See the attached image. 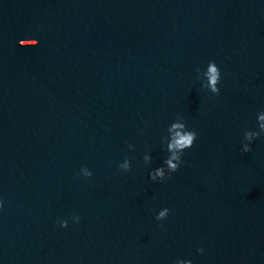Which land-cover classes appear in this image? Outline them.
Instances as JSON below:
<instances>
[{
	"label": "water",
	"instance_id": "95a60500",
	"mask_svg": "<svg viewBox=\"0 0 264 264\" xmlns=\"http://www.w3.org/2000/svg\"><path fill=\"white\" fill-rule=\"evenodd\" d=\"M262 114L264 0H0V264H264Z\"/></svg>",
	"mask_w": 264,
	"mask_h": 264
},
{
	"label": "clouds",
	"instance_id": "9594fccd",
	"mask_svg": "<svg viewBox=\"0 0 264 264\" xmlns=\"http://www.w3.org/2000/svg\"><path fill=\"white\" fill-rule=\"evenodd\" d=\"M210 79L212 82H217L218 81V77H219V73L216 70L214 65H210ZM213 91H217V89L215 87H213L212 89ZM260 121L264 122V114H262L259 117ZM175 128H179L181 127L180 125H175ZM261 128L262 130H264V123H261ZM247 139L250 141L252 139L251 136L247 137ZM195 140V133L192 132H185L183 135H180L178 132H174V134L171 137L170 140V149L173 152V155L171 156L170 160L167 162L170 165V170L171 171H175L177 164H172L173 160H176L177 162H179V153H182L185 149L191 148L192 147V142ZM244 151L248 152L250 151V148L245 145L244 147ZM156 176H163V170H161L160 172L156 173V175H154L152 177L153 180L156 179ZM3 207V202L0 201V208ZM165 216V213L161 212L160 215L157 217V219H162ZM198 251H200L201 253L203 252V249H199Z\"/></svg>",
	"mask_w": 264,
	"mask_h": 264
}]
</instances>
